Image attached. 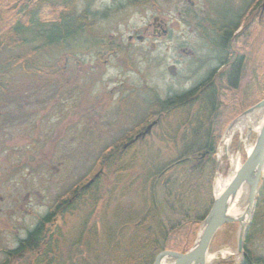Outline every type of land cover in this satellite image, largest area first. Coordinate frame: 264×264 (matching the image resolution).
Segmentation results:
<instances>
[{
    "label": "rangeland",
    "instance_id": "1",
    "mask_svg": "<svg viewBox=\"0 0 264 264\" xmlns=\"http://www.w3.org/2000/svg\"><path fill=\"white\" fill-rule=\"evenodd\" d=\"M127 1L75 0L73 4H67L49 0L45 7L35 2L29 6L25 3L24 6H28L25 11L19 7L20 1L19 6L15 5L19 17L24 11V17L45 22L65 14L78 16L85 26L76 32L75 38L59 42L57 49V44L43 45L34 52L31 50L44 41L38 39L37 29L32 27L21 35L20 45L0 52V59L5 60L21 56L20 61L16 60L17 64L3 75L4 86L0 90V260L2 250L14 249L16 238H24L39 217L49 211L59 194H64L83 174H89V168L105 145H117V150H122L121 146L128 139L155 119L158 114L150 118L148 106L167 99L166 96L183 83L185 78L181 76L192 66V57L180 47L204 55L205 43L200 37V29L196 30L193 23L211 16L207 15L211 8L223 12L229 3L240 5L241 2L141 0L137 4H128ZM188 8L192 9L191 14H187ZM155 13H160L168 22L170 31L166 36L146 35L143 44L133 40L131 46H125L124 51L111 57L87 53L86 35L96 33L99 28L105 34L121 35L126 42L127 34L141 33L139 29L151 23ZM204 25L210 32L208 25ZM259 39L260 33H254L246 48H240L248 58L239 71L236 87L227 88L226 80L224 82L222 78L224 83L217 84L218 99L215 101L220 106V136L214 155L215 171L211 175L212 196L215 181L229 177L243 162L256 138L258 130L254 125L233 124L247 109L238 112L246 97L258 102L264 96V73L260 70L264 67V50L259 46ZM237 55L234 51L233 56H240ZM80 87L89 88L80 90ZM199 103L200 99L192 104L193 111ZM179 116L166 115L152 127L149 135L128 148L125 160L135 153L141 156L173 149V144L164 139L178 134ZM229 127L234 129L225 137ZM92 175L90 173L89 177ZM196 188L198 207H201L200 203L204 204L207 198L205 174ZM247 219L243 247L254 255L264 256V172ZM202 220L172 234L175 244L187 241L189 245L195 232L191 247ZM55 224L60 225L59 220ZM237 229L238 223L230 222L216 231L205 264H241L243 250L237 251ZM23 261L18 257L12 264H25Z\"/></svg>",
    "mask_w": 264,
    "mask_h": 264
},
{
    "label": "trees",
    "instance_id": "2",
    "mask_svg": "<svg viewBox=\"0 0 264 264\" xmlns=\"http://www.w3.org/2000/svg\"><path fill=\"white\" fill-rule=\"evenodd\" d=\"M263 1L229 3L222 21L204 16L196 24L197 28L208 31L206 23L211 33L222 34V45L244 55L245 60L248 57L240 52V48H246L254 33H260L259 46L264 50ZM15 2H19L18 6L25 11L32 0ZM132 2L137 4L140 0ZM25 3L28 6H24ZM16 4L14 0H0V30H4L0 31V52L20 45L21 35L32 27H36L38 39L44 41L31 50L34 52L43 45L59 43L58 39L68 34L70 27L69 35L84 26L78 16L70 17L69 29L63 23L62 15L57 20L45 18V22L24 17V11L19 17ZM39 4L45 7L47 3ZM62 8L65 9V5L62 4ZM232 54L231 51L230 59ZM20 57L0 59V90L4 86L3 75ZM239 61L237 57L228 73L232 85L237 82ZM260 70L264 73V67ZM255 102L246 97L238 112ZM148 107L150 118L159 112H164L167 117L172 113L180 115L177 117L178 134L164 139L173 144V149L141 156L135 153L125 160L128 148L136 143L122 150H117V145H105L89 168V174L93 175L83 174L64 194H59L49 211L39 217L14 249L2 250L0 264H12L18 257L25 264H152L161 251L182 253L188 250L195 232L189 245L187 241L175 244L172 234L201 222L212 204L211 175L215 171L214 155L220 136V106L210 93L200 98L195 111L190 102L184 99L174 102L173 96ZM202 153L205 154L201 156ZM97 168L101 171L94 177ZM204 174L207 176V198L198 207L196 186ZM91 178L92 182L85 186ZM56 220L60 225L55 224ZM241 264H264V256L254 255L245 246Z\"/></svg>",
    "mask_w": 264,
    "mask_h": 264
},
{
    "label": "flooded vegetation",
    "instance_id": "3",
    "mask_svg": "<svg viewBox=\"0 0 264 264\" xmlns=\"http://www.w3.org/2000/svg\"><path fill=\"white\" fill-rule=\"evenodd\" d=\"M49 0H32V3L39 4L40 2ZM141 1V0H140ZM143 1V0H142ZM128 4H133L132 0L127 1ZM69 4V3H67ZM226 10V9H225ZM225 10L223 12H219L221 14L218 15L216 11L211 8L210 11H208L207 15H211L210 17L216 19V21L221 20L225 13ZM69 11V10H68ZM67 11V14H68ZM188 11V12H187ZM185 11L187 14H191L192 9L188 8V10ZM206 9H204V12ZM186 14V13H185ZM63 17V23L65 24L66 28L69 29V15H62ZM88 19H90L88 17ZM98 18V22H99ZM80 22V20H79ZM84 26V21H81ZM194 27L197 29V23H193ZM84 26L79 29L78 32H80L82 29H84ZM64 34L62 39H58L59 42H64L67 39L75 38L76 33L69 35ZM139 31L141 33L132 31L131 33H128L126 36V42L123 41L122 36L115 33H109L105 34L102 29L98 28V31L95 33H90L86 35L84 42L87 43V53L91 54L90 52H93L96 56H107L111 57L116 55L118 52H122L125 49V46H131L130 43H133L134 41H138L139 44H143L146 40L144 36L146 35H152L157 37H164L168 34V31H170L168 27V22L165 21V19L160 16V13H155L152 16V22L146 23L143 25ZM200 37L204 41V45L206 46V49H203V56H199V54H195V50H190L188 48H181L182 52H185L192 57V66L181 76V78H185L183 83H181L178 87H176V90L172 94H169V96H166L167 98L172 97L174 98V102H178L179 100H185L187 102H190L193 104L198 99L202 98L204 95H209L210 93L213 94L214 98L218 99V96L216 94L218 93V82L219 84H223L226 80L225 86L228 88H232L233 86L236 87V85L239 83V76L240 72L238 71V77L237 82L235 85H232L229 83V70L231 68V65L236 60L235 56H232L230 59L229 51L224 50L222 45V34L219 32H209V31H200ZM226 33V32H225ZM236 33V32H235ZM234 33V34H235ZM129 43V45H127ZM126 44V45H125ZM58 48V43L57 47ZM83 50V49H82ZM84 52V50H83ZM194 55V57H193ZM239 62L243 63L244 57L242 55L238 56ZM220 78L224 79V82L222 83ZM89 88V87H87ZM85 87H80V90L85 89ZM217 88V89H216ZM172 92V91H171ZM170 93V91H169ZM223 96V95H222ZM220 97V96H219ZM174 104V103H173ZM219 105V103H218ZM166 114L164 112L158 113V115L155 117L154 120L157 121L156 124L160 120H162ZM153 121V120H152ZM128 147V146H127ZM126 147V148H127ZM263 180V179H262ZM262 182V181H261ZM77 195V194H73ZM28 231L26 232L27 235ZM25 235V236H26ZM24 236V237H25ZM22 239V237H17L16 241L19 243V241Z\"/></svg>",
    "mask_w": 264,
    "mask_h": 264
},
{
    "label": "water",
    "instance_id": "4",
    "mask_svg": "<svg viewBox=\"0 0 264 264\" xmlns=\"http://www.w3.org/2000/svg\"><path fill=\"white\" fill-rule=\"evenodd\" d=\"M264 5V1L262 6ZM264 108V97L244 110L241 115H247L257 109ZM157 123L156 120L147 124L140 132L125 142L121 148L125 149L127 146L140 142L146 135L150 134L152 127ZM205 153H202L203 156ZM101 170L94 174V177L98 176ZM264 172V117L262 119L260 128L256 133L255 141L250 151L245 156V159L236 169L232 178L228 182L225 189L218 196H213L212 204L205 214L201 227L198 231L197 237L192 246L185 252H176L171 250H164L156 254L152 264H205L207 251L209 244L216 233V231L224 224L230 222H237L240 219L227 215V208L229 201H231L237 191L244 185L247 187L246 202L248 204V210L246 212L247 217H250L252 207L255 203V197L258 191L260 180L263 177ZM90 179L85 186L92 182ZM247 228L237 234V251L243 250V238Z\"/></svg>",
    "mask_w": 264,
    "mask_h": 264
},
{
    "label": "bare ground",
    "instance_id": "5",
    "mask_svg": "<svg viewBox=\"0 0 264 264\" xmlns=\"http://www.w3.org/2000/svg\"><path fill=\"white\" fill-rule=\"evenodd\" d=\"M61 1L73 4L75 0H61ZM49 3L50 2H48V4ZM38 5H42V4H38ZM223 47H224L223 49L229 51V53L231 51H232V53L234 52L233 49L230 50L226 45H223ZM232 56H233V54L231 55V57ZM243 63H244V60H243ZM241 65H242V63H241ZM242 68H243V65H242V67L241 66L239 67L240 72H241ZM263 117H264V108L257 109L255 111H253L252 113L247 114V115H243L242 117L237 119L235 121V123L233 124V126L234 125L235 126L236 125L242 126L243 124L244 125L245 124H252L258 130L260 128ZM232 128L233 127H229V129L227 130V132L225 134V137L229 136L231 130L234 129V128L233 129ZM233 173L234 172H232L229 175V177L224 179V180L219 178L218 180L215 181V184H214V195L215 196H218L219 194H221V192L225 189L228 182L232 178ZM246 195H247V187L244 185L243 187H241L237 191L235 197L231 201H229L228 208H227V215L234 217V218L240 217V219H241V220L237 221V223H238L237 234L244 231L247 228V220H248L247 218L248 217L246 215V212L248 210V204L246 202ZM207 259H209L208 256H206V261H207ZM162 264H166V263L163 262Z\"/></svg>",
    "mask_w": 264,
    "mask_h": 264
}]
</instances>
